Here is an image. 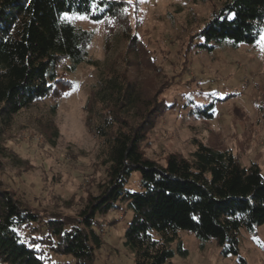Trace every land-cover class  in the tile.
<instances>
[{
	"label": "trees",
	"instance_id": "trees-1",
	"mask_svg": "<svg viewBox=\"0 0 264 264\" xmlns=\"http://www.w3.org/2000/svg\"><path fill=\"white\" fill-rule=\"evenodd\" d=\"M126 6L120 0H0V141L14 116L72 88L66 72L90 66L98 86L87 105H99V111L88 125L100 141L105 171L104 183L75 217L42 214L0 180V264H52L50 255L97 264L102 241L96 218L121 205L130 218L120 241L133 264L186 258L183 231L194 235L199 250L214 240L221 257L245 264L240 231L253 233L264 225V174L254 163L245 167L231 152L198 142L189 158L171 153L159 164L145 156L142 144L168 106L157 100L164 89L151 95L139 81L141 71L154 66L129 33ZM65 14L115 21L125 43L115 65L100 67L90 58L93 33ZM262 29L264 0H222L198 31L195 47L211 53L225 44L254 45ZM62 62L67 64L59 71ZM208 108L197 112L211 120ZM134 172L140 186L133 192L126 186Z\"/></svg>",
	"mask_w": 264,
	"mask_h": 264
},
{
	"label": "rangeland",
	"instance_id": "rangeland-1",
	"mask_svg": "<svg viewBox=\"0 0 264 264\" xmlns=\"http://www.w3.org/2000/svg\"><path fill=\"white\" fill-rule=\"evenodd\" d=\"M120 1L127 4L129 33L154 66L141 71L143 90L153 95L164 89L157 100L168 106L142 144L145 156L159 164L171 153L189 158L198 142L231 152L245 167L254 163L264 174V52L256 43L235 49L225 44L211 53L195 47L198 31L222 0ZM112 21L72 22L93 33L89 56L100 67L115 65L125 48L122 29ZM66 64L62 62L59 71ZM64 78L71 89L14 116L4 131L0 180L22 203L42 214L75 217L105 181L100 141L88 125L99 111V105H87L98 75L95 68L81 66ZM206 107L213 113L211 120L197 112ZM139 186V173L134 172L126 189L134 192ZM129 218L124 205L97 216L95 231L102 241L97 264H133L120 241ZM180 238L188 256L175 255L171 264H243L238 257H221L214 240L199 250L190 232H180ZM239 257L245 264H264V225L253 233L240 231ZM50 260L74 264L54 255Z\"/></svg>",
	"mask_w": 264,
	"mask_h": 264
},
{
	"label": "snow or ice",
	"instance_id": "snow-or-ice-1",
	"mask_svg": "<svg viewBox=\"0 0 264 264\" xmlns=\"http://www.w3.org/2000/svg\"><path fill=\"white\" fill-rule=\"evenodd\" d=\"M129 3H131V0H129ZM65 19H67L70 23L74 20H87L88 17L85 15H77V16H68V14H65ZM256 46L260 48L261 52H264V29L260 32V38L256 41Z\"/></svg>",
	"mask_w": 264,
	"mask_h": 264
}]
</instances>
